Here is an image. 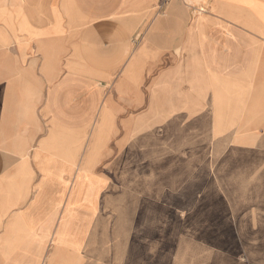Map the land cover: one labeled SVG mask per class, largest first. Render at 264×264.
<instances>
[{"label": "crops", "instance_id": "obj_1", "mask_svg": "<svg viewBox=\"0 0 264 264\" xmlns=\"http://www.w3.org/2000/svg\"><path fill=\"white\" fill-rule=\"evenodd\" d=\"M158 130L264 152V0H0V264H170L91 249L107 161L116 222L155 205L122 159Z\"/></svg>", "mask_w": 264, "mask_h": 264}, {"label": "rangeland", "instance_id": "obj_2", "mask_svg": "<svg viewBox=\"0 0 264 264\" xmlns=\"http://www.w3.org/2000/svg\"><path fill=\"white\" fill-rule=\"evenodd\" d=\"M178 138L158 130L138 140L134 158L122 159L123 171L134 170L131 192L139 204L153 190L155 205H139L137 223L116 222L115 184L124 193L130 178L115 174L107 161L106 231L91 239V249L158 250L161 262L170 264L181 261L179 250L191 264H264V152H216L204 134L186 133L185 143ZM113 257L107 254L106 262Z\"/></svg>", "mask_w": 264, "mask_h": 264}, {"label": "built area", "instance_id": "obj_3", "mask_svg": "<svg viewBox=\"0 0 264 264\" xmlns=\"http://www.w3.org/2000/svg\"><path fill=\"white\" fill-rule=\"evenodd\" d=\"M191 0H186V2H190ZM189 6V5H188Z\"/></svg>", "mask_w": 264, "mask_h": 264}]
</instances>
